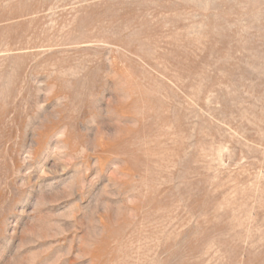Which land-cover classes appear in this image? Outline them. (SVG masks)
Masks as SVG:
<instances>
[{"label":"rangeland","instance_id":"obj_1","mask_svg":"<svg viewBox=\"0 0 264 264\" xmlns=\"http://www.w3.org/2000/svg\"><path fill=\"white\" fill-rule=\"evenodd\" d=\"M0 264H264V0H0Z\"/></svg>","mask_w":264,"mask_h":264}]
</instances>
